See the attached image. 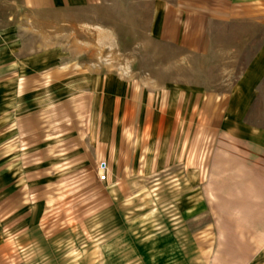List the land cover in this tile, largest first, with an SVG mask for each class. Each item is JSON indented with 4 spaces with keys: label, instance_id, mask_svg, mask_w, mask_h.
Instances as JSON below:
<instances>
[{
    "label": "rangeland",
    "instance_id": "rangeland-1",
    "mask_svg": "<svg viewBox=\"0 0 264 264\" xmlns=\"http://www.w3.org/2000/svg\"><path fill=\"white\" fill-rule=\"evenodd\" d=\"M0 10V264H264V74L248 85L264 12L211 17L203 51L187 54L135 15L104 46L91 20L62 33L20 4ZM120 100L131 123L122 175L109 181L106 165L100 180L108 163L96 156V172L90 156L71 173L56 129L75 125V143L98 155L92 110ZM31 118L45 138L32 150ZM43 202L40 228L28 218Z\"/></svg>",
    "mask_w": 264,
    "mask_h": 264
},
{
    "label": "crops",
    "instance_id": "crops-1",
    "mask_svg": "<svg viewBox=\"0 0 264 264\" xmlns=\"http://www.w3.org/2000/svg\"><path fill=\"white\" fill-rule=\"evenodd\" d=\"M7 1L16 5L20 4L31 11L32 14H38L40 15L39 17L48 19L49 22L53 23V25L51 24L52 26L49 27L55 29L56 32L61 31L63 33L68 29H79L81 22L91 20L98 25L95 27H98L99 34L102 35L99 44L104 46L117 45L119 43V34L117 31L122 29V24H126L129 19L132 20L135 15L134 19L139 29H145L144 26H141L143 23L148 34L153 39L166 40L168 45L179 46L184 53L187 54L203 51L206 41L205 38L207 36V22L211 17L218 16L226 20L264 12V0H151V4L146 10L142 8L138 9L135 6L138 5L136 3H141L143 0ZM12 11L13 10H8V12ZM81 11H88V13L91 14V18H89V20H82L80 16ZM0 12L4 11L0 10ZM42 15H45V17ZM129 15H131V17ZM90 27L94 26L91 25ZM261 52L259 57L254 59L253 64L248 69L249 80H252L248 85L251 88L256 86V80L260 79L264 74V47ZM60 57L63 58V55L56 54L55 57L51 59L60 60ZM256 72L258 76H256ZM117 85L118 86H115L114 89L120 90L116 93L119 92L123 94L128 92V86ZM103 87V91L105 92L104 95L106 94L110 100L112 92H115L112 89V85L107 84ZM124 88H126V90ZM250 92L251 90L247 91V93ZM124 106L125 104H122L121 100L119 104L115 102L114 107L110 104L107 105L106 101L99 104L95 103V109L92 110V112L95 111L96 108H99L102 111V119L99 118L98 121L94 122L103 126L104 133L102 139L99 140L98 155L95 150L92 154L86 153L85 150L91 146V141L88 146L84 143H80V145L75 143L77 136L75 125H72L71 132L66 135L62 133L63 131L59 133L60 130L56 129L55 142L60 143V146L56 144L55 146L60 148L65 144L68 145L67 148H62V150L66 149L68 151L71 173L75 174L80 171L82 167H85V165H82L83 162H80V157L90 158V156H92L93 161L90 165L92 167L89 170L96 172L98 164L95 158L98 157L101 161H106L108 163L109 181L117 179L118 175H122L125 152V133L122 127H127L131 124L130 118L125 117ZM136 120L137 122L140 121L139 118ZM146 123L147 122L144 124ZM25 127L26 129H24L23 132L30 144V150H32L31 148H33V145L38 141L42 142V140H45L41 133L42 123H40V121H34L31 118L29 121L27 119ZM80 150H83V152L81 153ZM49 211V204L43 202L36 213L28 218V221H33L36 227L42 228V222L45 220V216Z\"/></svg>",
    "mask_w": 264,
    "mask_h": 264
},
{
    "label": "built area",
    "instance_id": "built-area-1",
    "mask_svg": "<svg viewBox=\"0 0 264 264\" xmlns=\"http://www.w3.org/2000/svg\"><path fill=\"white\" fill-rule=\"evenodd\" d=\"M106 165H107V164H106L105 162H103V163L101 164L102 172L99 173V178H100V180H102V181H104V180L107 179V175H106V172H105Z\"/></svg>",
    "mask_w": 264,
    "mask_h": 264
}]
</instances>
